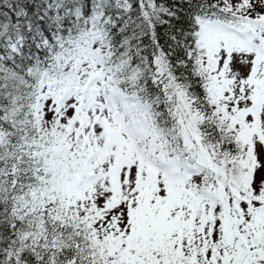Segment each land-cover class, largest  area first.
<instances>
[{
    "label": "snow or ice",
    "instance_id": "1",
    "mask_svg": "<svg viewBox=\"0 0 264 264\" xmlns=\"http://www.w3.org/2000/svg\"><path fill=\"white\" fill-rule=\"evenodd\" d=\"M0 264H264V0H0Z\"/></svg>",
    "mask_w": 264,
    "mask_h": 264
}]
</instances>
